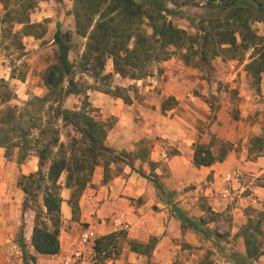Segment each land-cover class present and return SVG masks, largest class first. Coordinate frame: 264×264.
Returning a JSON list of instances; mask_svg holds the SVG:
<instances>
[{
  "label": "crops",
  "instance_id": "obj_1",
  "mask_svg": "<svg viewBox=\"0 0 264 264\" xmlns=\"http://www.w3.org/2000/svg\"><path fill=\"white\" fill-rule=\"evenodd\" d=\"M3 12L0 1V14ZM43 17L47 19L50 15ZM30 21L33 22L32 14ZM23 39L29 45L34 41L33 36ZM159 67L163 73L152 79V84L138 81L142 93L139 100L133 98L131 103H125L119 97L96 91L88 95L103 118L114 119L107 130L106 143L116 152L130 154L137 142L153 140L146 157L135 158L142 162L143 169L148 164L155 166L163 191H157L153 183L131 170L127 163L121 173L108 170L105 181L103 167L97 165L78 199L73 219L68 203L71 190L64 187V181H59L63 186L59 253L50 256L35 253L30 244L33 217L29 216L24 220L29 230L26 248L35 260L28 259V263L55 264L58 258L61 262L76 245L79 234L75 228L86 226L93 229L96 238L105 237L106 248L111 251L108 264H203L202 247L206 242L219 249L220 264H264V253L248 262L244 260L246 247L241 233L252 217L250 211L264 213V149L262 153L249 154L248 144L236 152L235 139L244 134L248 138L249 128L245 127L247 132L235 130V120L227 118L223 107H219L215 120L202 117L205 102L192 91L199 86L198 82L203 83L195 69L175 59L163 61ZM186 73L190 76H185ZM167 97H173L178 106L170 110L173 114L165 116L161 113V100ZM212 135L230 141L233 148L221 162L195 166L193 144L197 140L207 143ZM3 153L4 148L0 147V155ZM236 166L242 168L239 186L233 184L238 190L231 197H223L224 174ZM36 168L37 164L32 171ZM21 193H16L20 206ZM207 212L213 213L214 218L208 219ZM181 215L195 220L197 228L183 223ZM23 216L26 217L25 211ZM20 220V214L12 221L0 218V264H24L14 240ZM131 243L140 245L133 249ZM146 245H152L149 253L143 251Z\"/></svg>",
  "mask_w": 264,
  "mask_h": 264
},
{
  "label": "trees",
  "instance_id": "obj_2",
  "mask_svg": "<svg viewBox=\"0 0 264 264\" xmlns=\"http://www.w3.org/2000/svg\"><path fill=\"white\" fill-rule=\"evenodd\" d=\"M0 1L4 9L0 14L2 37L21 35L40 38L44 35L45 22H31L29 18L36 0ZM205 5L209 10L221 12L222 17L201 21L197 33L189 34L166 19V14L175 11L167 7L165 0H73V31H62L57 27L53 34L52 40L57 46L56 57L43 74L45 93L42 96L33 95L22 108L8 105L0 109V147L5 149V157L10 155L11 148H17L19 161L32 152L37 157V169L21 175L18 181L24 194L22 209L34 210L30 244L35 253L50 256L58 254L60 250V177L65 174L64 187L71 190L68 203L74 216L78 199L90 182L95 167H103L105 181L108 166L121 161V152H116L106 143L111 120L99 114L87 95L81 97V85L70 77L73 69L68 58L71 33L87 39L83 53L84 66H91L89 63L93 60L102 71L104 58L109 57L114 72L121 77L140 79L146 75L145 67L149 61L165 60L176 50H194L199 60L205 61L209 51L211 56L223 51L233 56L240 49L254 47L257 58L246 67L247 73L257 79L264 71V49L257 48L259 37L252 30L251 22H264V0H205ZM145 19L152 30L150 34L142 28ZM14 24L20 28L12 32ZM188 57V54L184 55L185 64L189 63ZM0 81L4 82L3 79ZM123 90L125 88L115 85L99 91L126 101ZM69 95L76 100L71 108H65L62 101ZM171 98L174 99L165 98L162 109ZM60 127L70 129L66 133V142L60 140ZM263 149L264 123L262 133L251 137L248 152L258 154ZM230 151L231 144L228 142L222 141L217 148L211 142H196L193 144V164L210 166L226 159ZM152 182L157 191H163L158 180ZM181 218L183 223L197 228L195 220L183 215ZM261 219L253 221L249 218L241 229L246 262L264 253ZM21 229L16 243L22 252L24 264H28V256L32 261L35 257L28 253ZM104 238H97L96 243L106 247ZM137 245L140 244L131 243L133 249H137ZM151 247L146 245L143 251L149 253Z\"/></svg>",
  "mask_w": 264,
  "mask_h": 264
},
{
  "label": "rangeland",
  "instance_id": "obj_3",
  "mask_svg": "<svg viewBox=\"0 0 264 264\" xmlns=\"http://www.w3.org/2000/svg\"><path fill=\"white\" fill-rule=\"evenodd\" d=\"M36 3L31 13L32 21L45 22L43 25L45 29L44 35L40 38H34V41H32L30 45L29 42L24 41L21 35H17L16 37L10 35L7 37L4 35V37L0 39V41L3 42L0 44V79L4 80V82L0 81V109L8 105H17L19 108H22L25 102L33 95L42 96L45 93L43 74L46 68L55 62L56 57L57 46L53 43V34L57 27L62 31L72 30L73 28L74 19L71 13L73 0H36ZM165 3L168 8L175 11L172 14H166V19L174 26L186 30L189 34L197 33V26L200 25L201 21L209 18L222 17L221 12L212 9L209 10L205 5V0H165ZM36 12L41 15H37ZM45 14H49L50 18L45 19L43 17ZM19 28V25L14 24L11 30L14 32ZM142 28L145 29L147 34L152 32L151 28L148 26L147 19L144 20ZM251 28L259 37L257 48L263 50L264 22L252 21ZM86 40L85 37L72 32L70 49L68 52L69 61L73 65L70 77H74V80L81 85V87H79L81 88V97L87 95L89 98V92H101L99 90H106L110 86L113 87L118 85L125 88L122 94L126 96V101L119 97L125 103H131L133 98L139 100L142 93L140 85H137L138 81L152 84L151 80L163 73V69L159 67L161 62L172 59L181 60L183 62L184 55L188 54L189 63L186 65L188 68L195 69L197 71L196 76L203 82H198L199 86L196 85L195 88H192V91L200 95L205 102L204 105L202 104V117L215 120L218 117L219 107H223L227 118L235 120V130L238 132H247L245 127L249 128L248 138L245 139L244 134L235 139L236 152H241L243 146L245 147L248 144V146H250L251 136L262 133V125L264 123V71L255 79L247 73L246 67L251 60L257 58L254 47L243 50L240 49L236 51L233 56H231L232 53L226 51L216 56H211L209 51L207 60L205 61L199 60L198 55L193 52L194 50L187 52L185 50H176L174 54L165 60L149 61L145 67L146 75L140 79H131L127 76L121 77L119 74L115 73L112 59L109 57L104 58V68L102 71H99L97 62L93 60L92 63H89L91 66H84L85 60L83 59V53L85 52ZM33 45L34 47H32ZM11 75L14 76V78H12ZM106 75L109 76L104 77ZM185 76H190V73H186ZM94 88L98 90H94ZM101 93L107 94L104 92ZM108 95L114 96L113 94ZM75 100L73 95L65 96L62 105L65 108H71ZM164 100L165 98L161 100V105ZM164 105H166L165 109L161 108V113L167 116L168 114H173L170 110L177 107L178 102L171 98ZM181 108L184 110L183 107ZM109 119L111 120L112 126L114 119ZM201 121L204 122L203 120ZM220 122L223 123L224 120L220 119ZM67 132H70L69 128L60 127L61 141H67ZM152 141L151 139H145L137 142L135 144V149L130 151V154L121 153V161L110 164L108 170L112 173L117 171L121 173L123 167L127 163L131 170H135L141 177L145 178L147 182L152 184L153 180H159L155 174V166L153 164H148L146 168L143 169L142 162L139 163V160L135 158L138 156L146 157ZM222 141L230 143L231 149L233 148L230 141L216 137L215 135H212L207 143L211 142L214 148H217ZM196 142L200 141L197 140ZM4 154L5 149L4 153L0 155V218L12 221L13 217L20 214V225L16 231L14 240L16 241L19 229L22 227L21 233L23 234L24 240L27 242L26 246H28V222H24V220H28L29 216L34 218V210L31 208L23 210V197L20 206L16 199V193L22 192L18 184L21 175L33 172L32 168L36 166L37 158L32 152L27 158L19 161L17 148H11L8 157H5ZM240 169L242 170V168ZM64 178L65 174L60 177L59 181L63 182ZM61 193L62 189L60 190V194ZM21 194H23V192ZM203 207L205 206L203 205ZM24 211L26 212V217L23 216ZM249 214L252 216L251 220L253 221L262 218V228L264 213L250 211ZM76 215L77 210L73 219L76 218ZM207 218H214L213 213L207 212ZM85 228L86 226H78L75 228V232L80 235L81 231ZM118 242L123 244L122 239H119ZM202 249L205 250L202 259L203 264H220L218 262L219 249L216 246L210 242H206L205 247L203 246ZM108 253L110 255L111 251L108 250ZM28 258L30 259L29 256ZM59 262L60 259L58 258L55 264H60Z\"/></svg>",
  "mask_w": 264,
  "mask_h": 264
},
{
  "label": "built area",
  "instance_id": "obj_4",
  "mask_svg": "<svg viewBox=\"0 0 264 264\" xmlns=\"http://www.w3.org/2000/svg\"><path fill=\"white\" fill-rule=\"evenodd\" d=\"M241 178L242 170L239 167L224 174L223 197H231L233 192L238 190V188H233V184L238 187ZM96 239L92 228L83 229L74 249L62 258L60 264H108L110 260L108 249L102 244H97Z\"/></svg>",
  "mask_w": 264,
  "mask_h": 264
}]
</instances>
